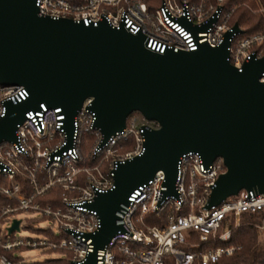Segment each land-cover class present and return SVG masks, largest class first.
Masks as SVG:
<instances>
[{
  "label": "built area",
  "instance_id": "1",
  "mask_svg": "<svg viewBox=\"0 0 264 264\" xmlns=\"http://www.w3.org/2000/svg\"><path fill=\"white\" fill-rule=\"evenodd\" d=\"M225 0H36L39 15L69 17L96 25L105 19L112 26L121 23L129 31H140L148 46L163 52L166 48L195 49L203 43L215 46L227 33V59L238 69L252 56H264V30L235 31L232 15L235 7ZM246 6L259 0H244ZM205 28L197 29L205 25ZM239 25V24H238ZM242 28L241 25H239ZM243 29V28H242ZM264 83V71L259 76ZM28 96L22 84L0 85V114L4 101H21ZM87 96L72 120V133L61 106L40 102L29 109L15 130V140L0 142V194L7 200L0 205V263L14 264L5 253L22 247L41 250H67L72 260L83 263L94 250L93 234L100 225L97 211L90 206L97 193L114 186V168L119 161L139 154L144 146V131L159 123L142 115L129 114L125 126L105 141L95 124ZM129 142L126 146L124 142ZM126 146V147H125ZM226 170L221 156L206 164L199 151L182 153L177 161L174 192L167 191L165 174L160 169L147 182L138 185L128 203L116 211L121 224L109 241L95 251L89 264H166L172 255L175 264H192L196 252L187 250L188 231L195 230L200 241L210 238L228 241L232 223L237 226L243 212H262L257 227L264 229V194L242 188L221 203L207 208L209 194L218 175ZM26 181V182H24ZM53 186L60 187L56 204L43 203L42 197ZM27 190H30L27 192ZM26 211L31 218H48L50 234L15 235L20 232ZM166 211L164 224H150L147 213ZM20 218L19 229L9 231L13 218ZM28 218V217H26ZM30 218V217H29ZM240 246L218 245L200 252L201 264H209L230 255ZM21 250H17L15 254ZM19 255V254H18Z\"/></svg>",
  "mask_w": 264,
  "mask_h": 264
},
{
  "label": "water",
  "instance_id": "2",
  "mask_svg": "<svg viewBox=\"0 0 264 264\" xmlns=\"http://www.w3.org/2000/svg\"><path fill=\"white\" fill-rule=\"evenodd\" d=\"M35 1L0 0V85L22 84L28 91L21 101H4L0 142L14 141L25 113L40 102L62 107L71 135L73 116L87 96L103 141L133 111L159 123L144 131L139 154L117 163L114 186L91 202L100 225L91 234L94 250L80 264L93 261L96 249L121 229L116 211L157 170L174 192L177 161L189 150L199 151L206 164L221 156L226 166L207 208L242 188L264 194V56H252L238 69L227 59L230 33L215 46L160 52L122 23L86 25L39 15ZM233 29L243 31L237 23ZM19 222L13 218L8 230H18Z\"/></svg>",
  "mask_w": 264,
  "mask_h": 264
},
{
  "label": "trees",
  "instance_id": "3",
  "mask_svg": "<svg viewBox=\"0 0 264 264\" xmlns=\"http://www.w3.org/2000/svg\"><path fill=\"white\" fill-rule=\"evenodd\" d=\"M243 1L244 0H225V7H235L232 15V21L241 25L244 33L264 30V11H253L242 4ZM259 3L264 10V0H259ZM130 114H135L138 118H142V114L139 111H133ZM129 143L130 141L124 142L126 146H128ZM29 191L30 190H27V192ZM59 193L60 187L53 186L48 192H46L41 200L43 203L52 202L56 204V199ZM8 202L14 203L13 200H7L3 194H0V205ZM261 218L262 212H243L240 216V223L237 226L233 225V219H231V237L228 241L210 238L208 241L203 242L199 240L198 234L195 230H189L187 236L188 243L185 244L184 247L187 250L197 253L192 264H201L200 256L198 254L205 249L226 244H235L240 247L234 250L232 254L223 255L218 258V260L209 264H264V239L261 240V235L263 234L264 229L261 230L257 227V223L261 221ZM145 219L150 224H164L166 222V211L160 213H147ZM31 229L37 233L50 234V231L47 228L32 227ZM24 248L26 247L21 246L20 248L7 250L5 253L12 259L14 264H72V254L70 251L56 249L55 251H60L62 255L45 257L43 259L24 260L20 255L15 254L17 250H22ZM42 251L51 252L53 249H46ZM165 260L166 264H175L174 257L172 255H167Z\"/></svg>",
  "mask_w": 264,
  "mask_h": 264
},
{
  "label": "rangeland",
  "instance_id": "4",
  "mask_svg": "<svg viewBox=\"0 0 264 264\" xmlns=\"http://www.w3.org/2000/svg\"><path fill=\"white\" fill-rule=\"evenodd\" d=\"M155 1H158V0H155ZM242 4H244V3H242ZM248 8H250V7H248ZM250 9H252L253 11H259V12H263L264 11V10L259 9V6L257 4L253 8H250ZM16 216L22 218V225L26 224L29 227H22L20 232H18V231L15 232V235H21V236L34 235L37 232L34 231L33 229H31L32 227L39 228V227H45V226L51 224V220L48 219V218H44V219L43 218H35V219H32L31 218L32 214L28 213L26 211H20V212L16 213ZM26 217H28V218H26ZM239 223H240V220H239ZM261 236H262L261 240H263L264 239V232H263V234ZM18 254L24 260L43 259L45 257L62 255V253L60 251L53 250L51 252H45V251H42L40 248H36V247L24 248L21 251H19Z\"/></svg>",
  "mask_w": 264,
  "mask_h": 264
}]
</instances>
